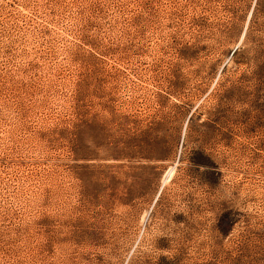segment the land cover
I'll use <instances>...</instances> for the list:
<instances>
[{
	"label": "rangeland",
	"instance_id": "obj_1",
	"mask_svg": "<svg viewBox=\"0 0 264 264\" xmlns=\"http://www.w3.org/2000/svg\"><path fill=\"white\" fill-rule=\"evenodd\" d=\"M0 264H264V0H0Z\"/></svg>",
	"mask_w": 264,
	"mask_h": 264
},
{
	"label": "bare ground",
	"instance_id": "obj_2",
	"mask_svg": "<svg viewBox=\"0 0 264 264\" xmlns=\"http://www.w3.org/2000/svg\"><path fill=\"white\" fill-rule=\"evenodd\" d=\"M173 172H174V170L172 171V174H171V176L173 175Z\"/></svg>",
	"mask_w": 264,
	"mask_h": 264
}]
</instances>
